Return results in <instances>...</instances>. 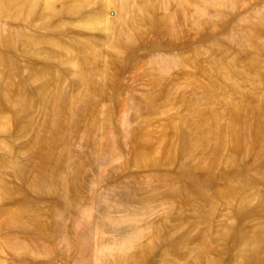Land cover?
Here are the masks:
<instances>
[{
	"label": "rangeland",
	"instance_id": "1",
	"mask_svg": "<svg viewBox=\"0 0 264 264\" xmlns=\"http://www.w3.org/2000/svg\"><path fill=\"white\" fill-rule=\"evenodd\" d=\"M0 264H264V0H0Z\"/></svg>",
	"mask_w": 264,
	"mask_h": 264
},
{
	"label": "bare ground",
	"instance_id": "2",
	"mask_svg": "<svg viewBox=\"0 0 264 264\" xmlns=\"http://www.w3.org/2000/svg\"><path fill=\"white\" fill-rule=\"evenodd\" d=\"M240 75V74H239ZM236 93V92H235ZM237 98L238 101L237 103L233 104L231 108L228 110L227 113V121H226V127L224 129V133L221 131L220 128L216 127V131L210 135L206 131H211L213 129V119L210 118L208 121L203 120V116L201 115L200 109L198 108L194 114L190 115L191 120V126L188 128L191 129L189 130L185 126V121L184 123H180L183 128L184 134L182 135L183 138L187 141H191L190 139L192 138H198L202 141H208L210 140L213 142V140H217L219 143L222 139H231L233 140L234 144L237 145V140L239 138V133L237 128L241 123L244 122L245 115L248 113L249 109H251L249 101H247V96L245 92L237 91ZM259 117H256L252 122L248 123L247 125L249 126V129L256 132L258 127L256 125V121ZM193 131V132H192ZM226 136V137H225ZM210 142V143H211ZM215 192L221 196L222 198V191L227 190V194H234L235 193V188L231 183H226L224 187H222L220 190L218 187Z\"/></svg>",
	"mask_w": 264,
	"mask_h": 264
}]
</instances>
